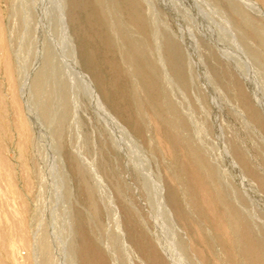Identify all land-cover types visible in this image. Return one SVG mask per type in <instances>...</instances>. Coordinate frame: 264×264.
I'll return each mask as SVG.
<instances>
[{"label": "rangeland", "instance_id": "1", "mask_svg": "<svg viewBox=\"0 0 264 264\" xmlns=\"http://www.w3.org/2000/svg\"><path fill=\"white\" fill-rule=\"evenodd\" d=\"M149 2V4L144 2L137 6L133 3V0H0L1 17L10 39L13 54L12 63L17 68L18 80L23 84V88L28 90L30 95L28 97L30 101L29 105L38 123L36 124L40 129L37 155L32 151L28 152L29 154L22 155L18 144H16L18 131L11 121L13 118V110L10 106L8 97V79L3 61L0 58V95L3 98L0 102V148L3 155L14 168L15 187L19 188L27 200L29 209L24 216L29 220L30 218H33V215L38 216L41 219L39 225L42 226L40 227V231L47 234L50 233L51 236H53L54 233V236H57V238L55 237V239H57L55 240L57 245L56 243L53 244L57 251H54L55 249L52 247L48 250L50 254L48 252V254H45V257L48 259L52 256L57 257H54L56 260L55 264H57V260L60 262L58 264H82L79 255L82 242L79 235V229L76 225L78 226L81 219L79 217H82L85 212L86 214L88 212L92 216L89 224L93 234L98 237L100 235L99 230L102 229L100 228L101 225H103V228L113 226L114 221L112 220V217L113 209H115V212L117 211L116 217L118 219L120 217V227L122 230L125 229L126 231L123 230V232L126 233V236L124 235L122 242L132 244L129 238L126 218L128 216V211L131 210L130 205H133L139 218L142 217L146 220L145 223H142V227H144V229H142L145 234L148 233L147 236L156 237L155 222L162 223L159 214L160 207L159 205L156 207L157 204L149 202L148 190L144 186L140 177L136 176L135 168H138L142 174H146L149 177V180H151V183L153 182L155 184L160 182L162 184L163 198L169 207H172V203L169 199L170 190L172 188H177L181 205L189 210H193L190 201L193 190L189 185L188 176L183 170V162L185 159L196 158L205 161L206 158H210L212 160H218L221 162L220 169L222 171V168L224 169L226 166L222 161V157H220L222 156V152H231L230 150L232 146H240L246 153H248L250 162L256 168H259L264 172V129L256 126V122L252 120L249 112L245 110L242 105V97L236 85V79H239V73L237 74L238 70L236 72L235 65H229V60H227L225 54L219 55L216 51L214 52L208 45L206 46L207 42L205 39L198 35L200 30L197 28L202 30V27H205V23L203 24L200 20H197L196 22L195 20L190 24L187 19L184 20L183 17H179L172 12V7L174 5L173 2L180 3L181 6H184L185 3H189L190 5L194 4L192 6H194L193 9L195 11L198 9L200 10V8L204 11L210 10V12H214L217 17L220 15V11L218 10L221 7L219 8V6H215L210 0H174L173 2H171V0H150ZM61 4L63 5L66 22V36L68 37L63 35L58 24L50 22L53 21L52 17L56 11V7L62 6ZM148 6L151 9L153 8L156 12V20H158L156 24L151 23V21H149L150 23H147V21L141 23L137 17L140 12L145 16L147 11L149 14L151 9ZM207 6L210 9H208ZM260 6L264 8L262 3H260ZM203 7L206 8L204 9ZM37 12L39 13V17H37ZM27 14H29V16ZM186 21H188V23ZM194 22L195 24L192 26ZM39 23H43L45 25L44 29L49 31L51 35L54 34L52 38L57 42V46L60 45L57 47L59 54L58 58L63 60V63L68 60V46L66 42L68 38H71L78 66L84 73H87L106 109L109 110L117 120H119V123L121 122L120 124L126 128V131L124 128L122 130V127L112 125L108 122V120L101 115L97 107L90 100L86 99V96H84V98L83 96L78 97V100H76L78 104L76 102L74 104L75 110L77 111H74L73 114H70L68 111L66 116L61 120L57 121L55 119V108L58 106V102L51 96V79L48 80V76L44 74H42L39 79L36 77V74L42 69V55H40L38 51V39L36 34V29ZM155 25H158L161 28H163V25L166 27L168 34L170 35L171 43L174 48H176L175 50L180 53V57H183L184 76L187 81L189 80L187 82L188 85H185V88L176 83L177 80L173 76L176 72L171 65H169L168 68L169 75L173 78L170 84L165 83L164 81L161 82L160 79L158 81L153 74L152 66L154 60L157 58L155 53L154 55L152 54L153 46L154 49L156 46L155 51H159L160 47L158 43L161 44V33H157ZM152 27L159 37V40L156 39V42L150 35ZM224 28L227 29L225 33L227 34L226 37H228V40L237 44V46H233L229 43L227 46H229L230 50H228L232 55H236L237 58L241 60L244 59L242 61L245 63L246 68H248L245 75L247 78L249 77L250 81L256 82L259 85L261 92H263L264 77L262 73L264 74V66L255 59L256 56L250 54L246 50L241 38L236 36L233 29L230 27ZM86 42L89 43V45L91 44L92 48L95 47L93 49L95 60H97L96 66L108 84L110 97L113 100L119 99L121 104L130 113L129 116L123 115L115 107L111 99L109 98L108 100V96L103 93L96 75L87 64L83 52L84 43ZM141 42L144 43L146 50L138 52L137 47ZM165 42L166 40L164 39L163 43ZM108 60L116 61L120 68L125 70L126 73L124 72V76H120L119 78L118 75L117 79V76H115L109 68L110 65ZM186 67H188V69ZM185 71H187V73ZM250 73L252 74L250 75ZM176 75L177 74H175V76ZM193 76L196 77L195 80ZM205 76H207V78H205ZM36 79L38 81H36ZM43 81H47L49 85L45 82L44 85H42ZM196 87L200 88L197 89ZM247 95L250 96V93ZM204 99H206L205 102ZM164 100L165 102H181L183 105V111L189 116V120H191L190 125L179 123V126L175 127V131L177 132L176 135L177 137H180V140L178 141L175 139L176 135L168 130V125L160 121L155 115V113L158 112L161 119L172 118L173 114L171 113V110L165 106L166 103ZM204 106L205 108H203ZM227 112L230 113L228 114ZM234 112L236 113L234 114ZM200 113L203 114L200 115ZM74 114L76 118L74 117ZM133 117H138L143 121V126L146 128L145 135L140 134L137 132L136 128H133L135 127L132 120ZM129 118L130 120H128ZM197 121H200L201 124L200 122L197 123ZM207 122H209L208 125ZM196 123L197 125L200 124L197 129L193 126ZM219 128L221 129L218 130ZM120 130H122V132H120ZM115 136L120 138L119 148L117 149H114L113 147L112 138ZM193 146H201L202 149L206 148L208 153L195 152ZM66 149H70L68 150L69 152H67ZM120 153L122 154L120 155ZM78 159H82L83 167H85L86 170H89L87 171L88 174L86 177H84L81 171L75 169ZM36 160L39 161V171L36 170ZM257 160L259 161L257 162ZM19 172H21V174ZM41 174H43V176H41ZM241 174L247 178L253 186L256 185V181L246 170L241 169ZM26 175L31 178L32 181V185L29 188H27L25 183L27 179ZM6 181L7 179L5 175L0 172V198L2 199V196L5 195L10 203L18 206L17 199L14 198L12 189L9 187L7 183L8 181ZM86 183L92 184V186L100 183L103 184V187L99 190L95 189L92 193H85L84 189H86ZM258 192L259 196L256 199L255 197L253 198V207L254 209L256 208V212L257 210L258 212H261V209L264 210V189L259 188ZM108 200L111 201V205L107 204ZM40 202L42 203L41 205ZM105 204L110 206L109 208L111 210H107ZM83 209L86 211H83ZM40 210L42 211L40 212ZM67 210H69V212ZM111 211L112 213H110ZM68 216H71L72 220L75 219L73 221V228H75L73 230L74 232H72L73 234L69 239L59 240L58 234L63 225L61 223L64 221V217ZM173 216H177L175 211H173ZM152 222L154 223L152 224ZM176 223L180 228V233H182V236L184 235V241H190L193 236L192 229L186 225L184 221H180V219L178 220L177 217ZM39 225H37L35 229H37ZM164 226H161V233L164 234L165 232L166 236H171L170 232L172 231L170 229H165ZM3 227H5L7 239L11 240L12 234L7 230L4 223ZM46 230H48V232ZM255 236L264 242V235L262 233L256 232ZM169 241L174 243L172 240ZM70 244H72L71 248H69ZM131 244L129 245L131 260L134 262L133 264H148L145 262L146 260L143 258L140 250ZM74 247L76 249H74ZM8 249H2L0 246L1 257L5 259L7 264H17L11 259V255H9L10 249ZM179 249V245H174V261L167 257L168 263L194 264L193 262L183 259L182 251ZM20 251L23 252L24 249L20 248ZM5 257L9 259H6ZM72 258L75 261L72 260Z\"/></svg>", "mask_w": 264, "mask_h": 264}, {"label": "bare ground", "instance_id": "2", "mask_svg": "<svg viewBox=\"0 0 264 264\" xmlns=\"http://www.w3.org/2000/svg\"><path fill=\"white\" fill-rule=\"evenodd\" d=\"M149 1L150 0H133V3L136 4L137 6H139L140 4H142L144 2L149 4L150 3ZM173 1L171 0V2H173ZM210 2H212V4H214L215 6H219V8L221 7L218 10V11H220V15L218 17L214 14V12H210V10L204 11L202 9L203 10L202 11L200 8V10L198 9L195 11L193 9L194 6H192L194 4L190 5L189 3L188 4L190 6L186 3L184 4V6H181V4L180 3L178 4L177 2H173L174 5L171 3L173 5V7H172L173 11L172 12L174 14L178 15L179 17H183L184 20L187 19L190 24H191V22H193L195 20H196V22H197V20H200L203 22V24L205 23V27H202V30L197 28L198 26L196 27L198 30H200V33L199 34L197 33V34L200 35L201 38L205 39V41L207 42L206 46L208 45L210 47V49H212L214 52L216 51V53L219 55L225 54L227 57V60H229V65H231V66L235 65L234 67L236 68V72L238 70L237 74L239 73V77H238L239 79H236L237 80L236 85H237V89L240 92L241 97H242V101H241L242 105H243L244 109L249 112L252 120L254 122H256V124H257L256 126H258L261 129H264V91L261 92V90L259 89V85L254 81H250L249 77L247 78V76L245 75L247 72L246 70H248V68H246L245 63L242 61L244 59L241 60V59L237 58L236 55H232V53L229 51L230 50L229 46H227L229 43H231V45H233V46H237V44L228 40V37H226L227 34L225 33V31H227V29L224 28V27H230L231 29H233L236 36H239L241 38L243 44L245 45L246 50L250 54L256 56L255 59L264 66V8L260 6V3H262L264 5V0H210ZM74 3H76V2H74ZM169 3H170V1H169ZM171 4H170V6H171ZM207 8H208V6H207ZM208 9H210V8H208ZM146 13H147L146 16L141 12L137 16L138 19L141 21V23L144 21H147V23H150L149 21H151V23L156 24L158 20H156L157 19L156 18V12L154 11V9L152 8L149 11V14H148V11ZM27 15L29 16V14H27ZM37 17H39V13L37 14ZM52 19H53V21H50V22L54 23V24H58L63 35L66 36V33H67L66 30L67 29H66V24H65L66 22H65V18H64L63 5L56 7V11H55ZM171 20H172V18H171ZM188 21H186V22L188 23ZM51 23H49V24H51ZM42 24L43 23H39L37 26V29H36V34H37V39H38V41H37L38 51H39V54L42 55V61H41L42 62L41 63L42 69L36 74V77H38V79H39V77H41V75L44 74V75L48 76L47 77L48 80L51 79V82H52L51 83V88H52V91H51L52 95L51 96L53 99H55L58 102V106L55 108L56 118L55 117L54 118L57 121H59L64 116H66L68 111L70 112V114H73L74 111H77V110H75L74 104H75L76 100H78V97L83 96V98H84V96H86L87 97L86 99L90 100L97 107V109L99 110L101 115H103L108 120V122H110L112 125H115V126L117 125L118 127H122L121 129L123 130V128H124V130H125L126 128L123 127L122 124H120L121 122L119 123V120H117V118H115L113 116V114H111L110 111L106 109V107L104 106L103 102L101 101V99L99 97L98 92L96 91L94 84L90 80L87 73H84L80 69V67L78 66L77 58H76L75 52L73 50V44H72L71 38L70 39L68 38V40L66 42L67 46H68V60H66L67 62L65 61L63 63L62 62L63 60L58 58L59 54H58L57 47L60 45L57 46V42L54 40V38H52V36L54 34L51 35V33L49 31H46L44 29L45 25L44 24L42 25ZM194 24H195V22L192 24V26ZM200 25H201V23H200ZM55 29H57V28H55ZM155 30L157 31L158 34L161 33V35H160L161 44L158 43L160 50L155 51L156 46H155V49L153 46V51H152V54L154 55V53H155V56L157 57L156 60H154V63L152 66V70H153V74H154L155 78H157L158 81L160 79L161 82L164 81L165 83L170 84L172 82L173 78L171 77V75H169L168 68H169V65H171L173 70L176 72V73L175 72L174 73L177 74L176 76H175V74L173 75L177 80L176 83L181 85V86H184V88H185L186 87L185 85H188L187 82L189 80L187 81L185 76H184L185 75L183 72L184 66H183V61H182L183 57L181 58L179 55L180 53L175 50L176 48H174L173 44L171 43V39L169 37L170 35L168 34V30L166 29V27H164V25H163V28L159 27L158 25H155ZM188 32H190V31H188ZM157 33L153 30V27H152V31L150 32V35H151V38H153V40L155 39V42H156V39L159 40ZM189 36H187V37H189ZM66 37H68V36H66ZM189 38H191V37H189ZM164 39L166 40L167 43L166 42L163 43ZM89 43H87V42L84 43L85 45H84V50H83L87 64L89 65V68H91L92 71L94 72V74L96 75V78L99 82V85L102 88L103 93L106 96H108V100L110 98L111 101L113 102V104L115 105V107L123 115L129 116L130 113L121 104L119 99L113 100L110 97V95H109L110 92L108 91V84L106 83L102 73H100V71L98 70V67L96 66L97 60H95V53H94V49H93L95 47L92 48V45L91 44L89 45ZM204 44H205V42H204ZM204 44H203V46H204ZM198 47H199V45H198ZM209 47H208V50H209ZM137 49H138L137 50L138 52L139 51L141 52V51H145L146 47H145L144 43L141 42V44L137 47ZM195 50H196V48H195ZM208 50H206V51H208ZM38 51H37V53H38ZM12 56H13V54H12V50H11L10 39H9V36L7 35L6 29L3 25L1 12H0V58L3 61L5 73H6V76L8 79V81H7L8 82V95H9L8 97H9L10 106L13 110V118H12V120L11 119L10 120L12 121V123L14 124L15 128L18 131V136L16 135L18 137L16 144H18L22 155L27 154L30 151H32L35 155H37L39 139H40L39 138L40 137V134H39L40 129L37 125L38 123L35 119V116H34L32 110H31V107L29 105L30 101H29L28 97L30 95L28 93V90L23 88V84H21L20 81L18 80L17 68L12 63ZM212 57H213V55H212ZM214 57H217V56H214ZM219 57H221V56H219ZM239 57H242V56H239ZM37 58H38V56H37ZM200 62H202V61H200ZM213 63H214V61H213ZM221 64H223V63H221ZM224 64H225V62H224ZM109 65H110V67H109L110 70L113 72V74L115 76H117V79H118V75L120 78V76H124V74L126 73L124 69L120 68V66L118 65V63L116 61H109ZM188 67H190V66H188ZM188 67H186V68L188 69ZM213 67H215V66H213ZM200 68H202V67H200ZM217 71H218V69H217ZM170 72H171V70H170ZM185 72L187 73V71H185ZM251 74L252 73H250V75ZM262 75L264 77L263 73H262ZM195 76H196V74H195ZM209 76H211V75H209ZM205 78H207V76H205ZM42 79H43V77H42ZM195 79H196V77H194V80ZM251 79H253V78H251ZM191 80H193V79H191ZM36 81H38V80L36 79ZM44 82L45 81L42 82L43 83L42 85H44ZM45 83H47V81ZM200 83H201V81H200ZM193 86H194V84H193ZM200 87H202V86H200ZM200 87H196V88L199 89ZM51 88H50V90H51ZM167 91H168V89H167ZM199 91H198V93H199ZM248 93H250V96L247 95ZM194 95H195V93H194ZM214 97H215V95H214ZM191 99H190V101H191ZM196 99H197V97H196ZM2 100H3V98L0 95V102ZM205 100L206 99H204V102H205ZM164 102H165V100H164ZM204 102H203V105H204ZM165 103H166L165 106L167 108H169V110H171V113L173 114L172 118H168V119L162 118L161 119L158 112H156L155 115L157 116V118L160 121H162L163 123H166L168 125V128H169L168 130H170V132H172L174 135H176L177 132L175 131L176 130L175 127H178L179 123H182L185 125H190L191 120H189V116L183 111V107H182L183 105L181 102L179 103L178 101H170V102H165ZM80 106H82V105H80ZM198 106H199V104H198ZM225 106H226V103H225ZM223 107H224V105H223ZM237 107H239V106H237ZM203 108H205V106ZM203 113H204V110H203ZM235 113L236 112H234V114ZM202 114L200 113V115H202ZM231 114H232V112H231ZM241 114H243V113H241ZM74 117H75V114H74ZM212 117H214V116H212ZM77 118H79V117H77ZM216 119H217V117H216ZM244 119H246V118H244ZM128 120H130V118ZM132 120H133L134 126H135L133 128H136L137 132H139L140 134L145 135L146 134L145 133L146 128H144V126H143L144 125L143 121L138 117H133ZM162 122H161V124H162ZM199 122L197 121V123H199ZM130 123H131V121H130ZM197 123L195 125H193L194 128H196V129L199 128L198 125H200L201 122L198 125H197ZM208 123L209 122H207V125H208ZM211 127H212V125H211ZM220 129L221 128H219L218 130H220ZM122 130H120V132H122ZM218 133H220V132H218ZM117 137L115 136L114 138H112L114 149L119 148L120 138L119 137L117 138ZM143 138H144V136H143ZM175 139L178 141V140H180V137L179 136L177 137V135H176ZM231 143H233V142H231ZM143 144H145V143H143ZM223 145H224V143H223ZM69 148H70V146H69ZM75 149H74V151H75ZM193 149L195 152H199V153L203 152L206 154L208 153V150L206 148L202 149L201 146H193ZM68 150H70V149H68ZM68 150H67V152H69ZM230 151L231 152L224 151V152H222V156H220V157H222L223 163L226 165L224 169L222 168V171L220 169L221 162L218 160L216 161V160H212L210 158H206V160L204 159L205 161L198 160L196 158L184 160L183 170L187 174L189 185H190L191 189L193 190V192L191 194V200H190L191 201V207L193 210L185 209L181 205V203L179 201V194H178L177 188H172L170 190L169 199H170V202L172 203V205H171L172 207H169L168 204L165 203L164 198H163L162 184L159 181H158L159 183H155V184L153 182L151 183V180H149V177L146 174H144V173L142 174L138 168H135L136 176L140 177L144 186L148 190V198L150 200L149 202H151L152 204L153 203L157 204L156 207L159 205L160 212L159 211H157V212H159L160 221L162 222V223H159L157 221L155 222L156 237L155 236H153V237L147 236L148 233L145 234V232L143 230L144 227H142V223H145L146 220L142 217L139 218V215L137 214L134 206L130 205L131 210L128 211V213H127L128 216L126 218V223L128 225V231H129V238H130L132 244L137 249L140 250L143 258L146 260V261L144 260L145 262H147L148 264H169L167 257L169 259H171L172 261H174V258H173V257H175L174 256V254H175L174 245H177V246L179 245V248H180L179 250L182 251L183 259L188 260L190 262H193L194 264H264V242H263V240H260V238L255 236L256 232L262 233L264 235V212H263L264 210L261 209L260 210L261 212H258V210L256 212L255 211L256 208L254 209V207H253V202H254L253 198L255 197V199H256L259 196L258 195L259 194L258 189L259 188L264 189V172L261 169L256 168L250 162V158L248 156V153H246L245 150L242 149L240 146H232ZM128 152H130V151H128ZM76 154H77V152H76ZM121 154L122 153H120V155ZM256 154H258V153H256ZM258 159H259V157H258ZM258 161L259 160H257V162ZM36 162H37L36 163L37 164L36 170H38L39 169V161L36 160ZM126 163H128V162H126ZM76 165L77 166L75 167V169L81 171L83 173L84 177H86L88 174L87 171H89V170H86L85 167H83L82 159H78V162ZM129 168H131V167H129ZM241 169L246 170L254 178V180L256 181L255 186H253V184L250 183L247 180V178L242 176ZM0 172H2L5 175V177L8 181V182L7 181L6 182L8 183L9 187L12 189V192L14 194V198H16L17 202H18V206H15L14 204L10 203L7 200V197H5L4 193H3L4 196H2V199H4V200H2L0 198V246L2 247V249H8V248L10 249V250L8 249L9 255H11V259H13L14 262H16L17 264H55L56 263L55 258H57V257L52 256L51 258L48 259L45 257V254L49 253L48 250L50 248L53 247L55 249L53 244L56 243L55 240H57V239H55V237L57 238V236H54V233H53V236H51L50 233L47 234V233H44L43 231H40V227H42V226L39 225V222L41 221V219L38 216L33 215L32 216L33 218H30V220L27 219L26 216H24L25 213L28 212V209H29L27 200L25 199L24 194L19 190V188L15 187V183H14L15 171H14V168L11 165V163L8 161V159H6V157L3 155L1 148H0ZM29 172H30V170H29ZM19 173L21 174V172H19ZM41 176H43V174H41ZM135 179H136V177H135ZM37 181H38V179H37ZM25 183L27 185V188L31 187V185H32L31 178H29L27 176ZM41 185H42V183H41ZM102 185L103 184H100V183H97V185H93V186H92V184H87L86 189H84L85 193L86 192L92 193V191H94L95 189H97V190L102 189L101 188V187H103ZM41 188H42V186H41ZM46 188H48V187H46ZM44 190H45V186H44ZM167 193H168V191H167ZM31 195H33V194H31ZM261 197H263V196H261ZM89 198H91V197H89ZM91 200H93V199H91ZM170 202H168V203H170ZM91 203H93V202H91ZM33 204H34V202H33ZM41 204L42 203L40 202V205ZM107 204L111 205V201L108 200ZM52 205H54V204H52ZM89 206H91V205H89ZM122 206H124V205H122ZM105 207H107V210L110 209L109 208L110 206H108V205H106ZM41 209H43V208H41ZM35 210H36V208H35ZM84 210L85 209H83V211ZM113 210H114L113 211V217H112V220L114 221L113 226L103 228V225H101L100 228H102L103 230L99 228L100 229L99 230L100 235L98 237H97V235L95 236L93 234L91 226L89 224L91 222L90 220H91L92 216L88 212H87V214L85 212V213H83L82 217H79L81 219L78 223V226L76 225V227H78V229H79V235H80L81 242H82V244L80 246V252H79L80 258L82 260V264H133L134 263V262H132L131 255H130V245L129 244H131V243L126 244L125 242H122L124 235L126 234L123 232V230L125 231V229H123V230L121 229V227H120L121 223H119L120 217L118 219L116 217L117 211L115 212V209H113ZM41 211L42 210H40V212ZM67 211L69 212V210H67ZM173 211H175V213L177 214L176 217L178 220L180 219V221L181 220L184 221V223L192 229V235L193 236H192V239L190 241H184V238H183L184 235L182 236V233H180L181 231H180L179 226L176 223V217L173 216ZM95 212H96V210H95ZM141 212H142V210H141ZM110 213H112V211ZM258 213H260V214H258ZM151 214H153V213H151ZM46 215H47V213H46ZM71 216L64 217V221H62V223H61L63 225L60 228V231L58 234L59 240L69 239L71 237V235L73 234L72 232H74L73 230L75 229V228H73V225H74L73 221L75 219L72 220ZM2 221H3L4 225L6 226L7 230L10 231V233L12 234V238L10 237L11 240L7 239L5 227H3ZM153 223L154 222H152V224ZM37 225H39V227H37V229H35V227ZM42 225H43V223H42ZM161 226L162 227L164 226L165 229H170L172 231V232H170L171 236L170 235L166 236L165 232H164V234H162L161 233ZM43 227H44V225H43ZM33 228H34V230H33ZM46 231L48 232V230H46ZM51 231H52V229H51ZM75 231H77V230H75ZM188 236H189V234H188ZM169 240H172L174 243L170 242ZM126 242H128V241H126ZM56 245H57V243H56ZM71 247H72V244H70L69 248H71ZM20 248L24 249V251L23 252L20 251ZM74 249H76V248L74 247ZM54 251H57V250L55 249ZM75 251H77V250H75ZM60 253H62V252H60ZM136 253H138V252H136ZM51 255H52V253H51ZM6 259H9V258H6ZM134 259H135V257H134ZM72 260H74V259L72 258ZM180 260H182V259H180ZM135 261H137V260H135ZM58 263H60V262H58V260H57V264ZM0 264H7V262L5 261V259H3L1 257V255H0ZM72 264H74V263H72Z\"/></svg>", "mask_w": 264, "mask_h": 264}]
</instances>
